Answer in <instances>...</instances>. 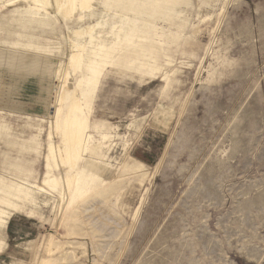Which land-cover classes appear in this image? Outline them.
Masks as SVG:
<instances>
[{
	"label": "rangeland",
	"instance_id": "374dc122",
	"mask_svg": "<svg viewBox=\"0 0 264 264\" xmlns=\"http://www.w3.org/2000/svg\"><path fill=\"white\" fill-rule=\"evenodd\" d=\"M0 264H264V0H0Z\"/></svg>",
	"mask_w": 264,
	"mask_h": 264
},
{
	"label": "bare ground",
	"instance_id": "6f19581e",
	"mask_svg": "<svg viewBox=\"0 0 264 264\" xmlns=\"http://www.w3.org/2000/svg\"><path fill=\"white\" fill-rule=\"evenodd\" d=\"M57 2V1H56ZM82 4V3H81ZM43 6V5H42ZM83 6V5H82ZM71 9V8H70ZM70 12V11H69ZM74 57L73 58H75V59H77V58H79L80 56L79 55H73ZM71 59V58H70ZM74 60V59H73ZM78 60V59H77ZM71 61V60H70ZM73 62V61H72ZM60 102V101H59ZM78 109V105L76 104V103H73L72 105H70V107H69V110H68V113L66 114V116H65V118H64V128H63V130H62V132H61V134L63 135V138H64V140H65V143H66V146H68V147H66L65 148V150H64V152L61 150L60 151V153H59V155L61 154V152H63L62 154H64L65 153V155L66 154H68V153H70V151H72V149L76 146V145H78V146H80V151H82V152H85L84 151V149H85V146L84 145H86L85 144V141H86V135L83 133V126H84V122L82 121V122H80L77 126H74L71 122H70V113L71 112H74V110H77ZM58 113V112H57ZM59 115V114H58ZM57 115V116H58ZM58 119V118H57ZM61 135V136H62ZM62 138V139H63ZM63 140V141H64ZM49 153L51 154V156H54L53 155V151H52V147H51V145H49ZM77 148V147H76ZM58 149V148H57ZM58 150H60V149H58ZM57 150V151H58ZM74 150H75V148H74ZM86 150V149H85ZM79 151V152H80ZM59 152V151H58ZM76 152V151H75ZM74 152V153H75ZM82 152H81V154H82ZM77 153V152H76ZM80 154V155H81ZM59 155H58V157H59ZM64 155V156H65ZM68 155H70V154H68ZM62 157V156H61ZM67 157H69V156H67ZM65 158V159H63L62 161H61V163L62 164H65V163H68L69 164V166H70V168H72V166H73V163L75 162V160H76V158H78L77 157V155L74 157V159H71V157H69V158ZM60 158V157H59ZM67 183L68 184H71V183H73L72 182V177H69L68 179H67ZM72 186V185H71Z\"/></svg>",
	"mask_w": 264,
	"mask_h": 264
}]
</instances>
